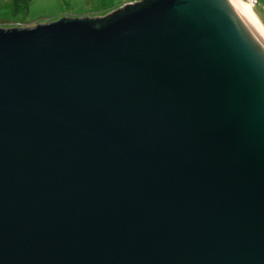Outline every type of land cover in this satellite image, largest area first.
I'll use <instances>...</instances> for the list:
<instances>
[{"label": "water", "instance_id": "obj_1", "mask_svg": "<svg viewBox=\"0 0 264 264\" xmlns=\"http://www.w3.org/2000/svg\"><path fill=\"white\" fill-rule=\"evenodd\" d=\"M0 264H264L248 2L0 28Z\"/></svg>", "mask_w": 264, "mask_h": 264}, {"label": "rangeland", "instance_id": "obj_2", "mask_svg": "<svg viewBox=\"0 0 264 264\" xmlns=\"http://www.w3.org/2000/svg\"><path fill=\"white\" fill-rule=\"evenodd\" d=\"M125 0H28L27 9L14 10L12 0H0V28L34 26L62 17H104ZM253 13L264 27V0H258Z\"/></svg>", "mask_w": 264, "mask_h": 264}, {"label": "trees", "instance_id": "obj_3", "mask_svg": "<svg viewBox=\"0 0 264 264\" xmlns=\"http://www.w3.org/2000/svg\"><path fill=\"white\" fill-rule=\"evenodd\" d=\"M12 4L15 11L19 9L25 10L28 7V0H12Z\"/></svg>", "mask_w": 264, "mask_h": 264}, {"label": "built area", "instance_id": "obj_4", "mask_svg": "<svg viewBox=\"0 0 264 264\" xmlns=\"http://www.w3.org/2000/svg\"><path fill=\"white\" fill-rule=\"evenodd\" d=\"M241 1L248 2L252 8H254L256 6L257 2H258V0H241Z\"/></svg>", "mask_w": 264, "mask_h": 264}, {"label": "crops", "instance_id": "obj_5", "mask_svg": "<svg viewBox=\"0 0 264 264\" xmlns=\"http://www.w3.org/2000/svg\"><path fill=\"white\" fill-rule=\"evenodd\" d=\"M134 1H138V0H125L122 3H120L119 6H122V5L127 4V3H131V2H134Z\"/></svg>", "mask_w": 264, "mask_h": 264}, {"label": "bare ground", "instance_id": "obj_6", "mask_svg": "<svg viewBox=\"0 0 264 264\" xmlns=\"http://www.w3.org/2000/svg\"><path fill=\"white\" fill-rule=\"evenodd\" d=\"M251 10H252V7H251ZM252 12H253V10H252ZM254 14V13H253ZM255 16V15H254ZM256 18V17H255ZM258 21V20H257ZM259 24H260V22H259ZM261 27H262V29L264 30V27H263V25L261 24Z\"/></svg>", "mask_w": 264, "mask_h": 264}, {"label": "clouds", "instance_id": "obj_7", "mask_svg": "<svg viewBox=\"0 0 264 264\" xmlns=\"http://www.w3.org/2000/svg\"><path fill=\"white\" fill-rule=\"evenodd\" d=\"M16 27H18V26H16ZM21 27V26H20Z\"/></svg>", "mask_w": 264, "mask_h": 264}]
</instances>
